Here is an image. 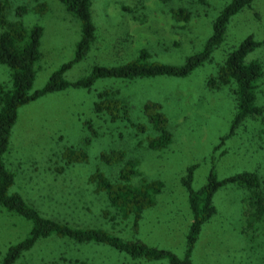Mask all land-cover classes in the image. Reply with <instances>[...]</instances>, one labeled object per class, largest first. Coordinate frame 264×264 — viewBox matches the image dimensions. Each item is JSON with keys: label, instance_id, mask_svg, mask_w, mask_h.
<instances>
[{"label": "rangeland", "instance_id": "rangeland-1", "mask_svg": "<svg viewBox=\"0 0 264 264\" xmlns=\"http://www.w3.org/2000/svg\"><path fill=\"white\" fill-rule=\"evenodd\" d=\"M41 0H11L12 4L33 5ZM43 12L28 10L24 24L42 26L40 55L31 89L39 88L49 74L73 57L79 38V22L60 0H43ZM227 0H91L90 15L94 39L88 51L63 73L75 79L94 64L113 65L136 56L146 48L150 59L172 64L198 51L211 31V19ZM184 6L191 11L187 21L174 19L169 9ZM251 33L261 44L246 59L257 58L264 65V0L232 15L222 41L205 60L187 75H154L132 79L101 77L89 88L66 87L48 92L21 104L3 155L14 180L8 191H17L45 216L74 226L105 228L124 238L171 250L182 256L185 233L190 222L187 192L181 183L186 167L194 163L191 187L206 180L212 168L217 177L241 170L263 175L264 123L246 118L221 143L235 110L231 85L210 87L206 79L214 75L226 53ZM8 78V68L0 64V81ZM114 87L127 99L130 121L144 124L145 130L131 127L123 119L110 121L92 109L96 92ZM257 103L264 106V86ZM156 101L166 116L171 141L159 149L147 148L143 139L153 135L142 104ZM264 114V111H263ZM219 143V144H218ZM83 147L85 162L66 165L56 172L63 145ZM218 144L217 147H214ZM124 149L137 160L138 173L131 179L158 178L162 188L153 205L143 209L135 227L131 220L111 218L113 209L102 192H95L87 177L100 169L113 178L117 166L103 163L99 153ZM244 189L221 185L212 195L215 212L200 228L190 259L193 264H264V246L259 229H243L241 202ZM30 221L0 206V258L6 247L23 237ZM13 264H168L165 258H132L125 252L99 242H75L49 235L39 238Z\"/></svg>", "mask_w": 264, "mask_h": 264}, {"label": "trees", "instance_id": "trees-1", "mask_svg": "<svg viewBox=\"0 0 264 264\" xmlns=\"http://www.w3.org/2000/svg\"><path fill=\"white\" fill-rule=\"evenodd\" d=\"M60 1L79 22V38L75 42L73 57L56 67L39 88L31 89L36 70L35 64L40 55L39 41L42 26L36 23L25 25L23 15L28 10L43 12L46 3L41 0L27 6L23 3L13 5L11 0H0V64H5L8 68L7 80L0 81V206L30 221L27 233L6 247L0 258V264H13L37 239L49 235L65 237L75 242L104 243L117 251L127 253L132 258H165L168 264H193L190 254L200 228L215 212L212 195L226 183L244 189L245 194L241 199L243 207L240 210L244 217L243 229L250 225L259 229L264 246V171L263 175H259L254 170H241L224 177H217L210 168L205 182L193 189L191 178L195 164L186 167V172L180 180L187 192L190 222L185 233L183 254L180 257L169 249L149 245L138 239H124L105 228L74 226L66 221L45 216L17 191H8L15 174L6 166L3 155L8 148L10 131L16 121L18 106L42 94L66 87L89 88L95 79L101 77L132 79L154 75H187L210 58L212 50L224 38L230 17L249 7L253 0H227L211 19V31L201 48L185 56L179 64L150 59L149 52L141 47L131 59L113 65L94 64L88 73L75 79H66L63 73L73 62L85 55L94 39L95 28L90 15L91 0ZM169 12L176 20L187 21L191 16V11L184 6L172 7ZM261 43V40L256 39L251 33L246 34L226 53L218 64L215 74L206 79L210 87L218 88L230 84L234 94L235 110L228 130L219 137L220 143L232 135L246 118L258 117L264 123V106L257 103L258 93L262 92L260 86H264V65L257 58L246 59L247 54ZM129 107L127 99L119 95L114 87H105L97 91L92 103V109L96 114L104 115L110 121L123 119L129 126L144 131V124H134L130 121ZM142 110L153 130V135H147L143 139L145 146L159 149L168 145L171 141V132L166 126V116L160 110V104L146 100L142 104ZM86 160L87 153L83 147L63 145L59 153L60 163L55 166V170L58 173L66 165ZM99 160L117 166L116 174L113 178H109L96 168L88 175V182L93 184L95 192L104 194L107 204L113 209L111 218L121 220L130 218L131 224L135 227L143 209L154 204L156 194L161 191L162 181L158 178H141L138 184L132 183V177L138 173V162L128 156L124 149L100 152Z\"/></svg>", "mask_w": 264, "mask_h": 264}]
</instances>
